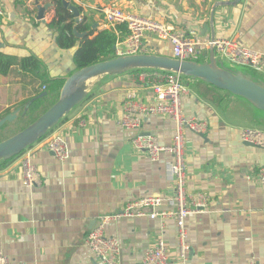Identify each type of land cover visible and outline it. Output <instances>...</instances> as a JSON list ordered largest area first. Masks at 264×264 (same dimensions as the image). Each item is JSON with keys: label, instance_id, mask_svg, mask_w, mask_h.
<instances>
[{"label": "crops", "instance_id": "obj_1", "mask_svg": "<svg viewBox=\"0 0 264 264\" xmlns=\"http://www.w3.org/2000/svg\"><path fill=\"white\" fill-rule=\"evenodd\" d=\"M235 1L68 0L80 12L78 21L89 26L93 35L111 29L105 25L104 9L112 6L187 35L234 39L263 52L264 0ZM49 2L0 0V53L16 62L7 75L0 74V119L20 110L15 121L0 129L1 136L18 128L25 109L45 89L39 75L64 80L76 71L74 52L79 44L71 49L58 47L57 32L50 26L54 8L37 20L35 3ZM143 47L146 54L171 56L169 41L157 33H147ZM209 53L200 52L203 62ZM24 58L35 59L40 71L23 73L17 64ZM162 73L133 70L89 81L85 100L25 150L40 174L39 186L23 185L19 156L0 162V252L14 264H101L84 244L99 218L145 196L164 199L161 209H172L173 182L166 167L170 155L151 162L131 145L137 132L117 126L125 101L154 103L152 85ZM254 79L264 85V72ZM182 81L187 90L182 97L184 116L207 123L203 136L183 132L186 194L206 198L204 211L185 220L186 260L178 254L177 229L171 218L162 222L122 218L109 223L105 234L119 241L121 264H142L145 252L160 238L173 264H248L252 260L264 264V185L256 178L264 165V152L240 139L241 129H264V113L200 80ZM81 119L84 127L78 126ZM175 127L167 117L147 116L138 132L169 145ZM55 136L67 145L69 155L63 163L45 145Z\"/></svg>", "mask_w": 264, "mask_h": 264}, {"label": "built area", "instance_id": "obj_2", "mask_svg": "<svg viewBox=\"0 0 264 264\" xmlns=\"http://www.w3.org/2000/svg\"><path fill=\"white\" fill-rule=\"evenodd\" d=\"M3 15L0 6V17ZM105 25L114 28L126 24L128 33L116 44L115 55L125 56L143 54V39L149 32L157 33L159 37L167 39L171 45V57L178 60L196 61L202 50H213L216 62L229 70L232 67H241L253 73L264 72V51L259 52L241 46L234 39L214 38L204 40L196 35H187L184 32L164 27L154 20L144 19L125 14L115 7L104 9ZM230 67V68H229ZM241 72V71H240ZM157 81L152 85L154 103L143 105L132 100L123 104L122 115L117 126L124 131L137 132L131 139V145L137 152H143L151 162L159 161L162 154L170 155L167 163V172L173 182L172 197L169 204L171 210H162L166 200L159 197H143L127 202L124 207L112 215L102 216L85 238V246L101 264H121L120 243L105 234L106 226L122 218L148 217L151 220L165 221L173 219L177 229L178 254L186 260L188 246L186 244L185 220L197 215L206 208V198L196 195L189 197L185 191L186 164L184 159L183 132L188 130L194 134H204L207 123L196 118H187L182 110V97L187 90L183 84V77L178 73L163 72L155 76ZM147 116H163L175 122V133L169 145H162L152 135H140L142 120ZM86 122L79 120L78 126L84 127ZM240 139L244 143L253 144L264 152V130L244 128L240 130ZM54 158L63 163L69 152L61 137H51L45 143ZM19 156L20 174L26 188H34L41 184L40 174L31 160V155L23 151ZM259 184L264 185V165L256 172ZM195 199V200H194ZM0 264H14L7 256L0 252ZM142 264H173L167 257V247L162 238L155 246L148 249L143 257ZM248 264H261L254 260Z\"/></svg>", "mask_w": 264, "mask_h": 264}, {"label": "water", "instance_id": "obj_3", "mask_svg": "<svg viewBox=\"0 0 264 264\" xmlns=\"http://www.w3.org/2000/svg\"><path fill=\"white\" fill-rule=\"evenodd\" d=\"M240 0L234 3L238 4ZM37 6V20L42 21L46 10L53 7L51 2ZM63 7L68 10L75 23L79 21L78 8L66 0H62ZM229 5V4H223ZM213 21V16H212ZM205 31V30H204ZM77 39L84 38L74 29ZM202 35L204 33L202 32ZM212 36L211 40H213ZM133 70H156L178 73L182 77L200 80L218 90L225 91L249 102L257 110L264 113V85L243 72H234L220 66L211 49L209 58L205 62L185 61L174 59L171 56L155 54H132L118 56L101 61L82 69L76 70L64 79L57 101L33 123L16 134L0 141V162L10 160L31 147L51 130H53L66 116L79 106L87 96L88 82L102 76H117ZM17 108L0 119V129L7 123L16 120ZM203 136L202 134H198ZM247 145L255 146L247 143ZM257 147V146H256Z\"/></svg>", "mask_w": 264, "mask_h": 264}, {"label": "trees", "instance_id": "obj_4", "mask_svg": "<svg viewBox=\"0 0 264 264\" xmlns=\"http://www.w3.org/2000/svg\"><path fill=\"white\" fill-rule=\"evenodd\" d=\"M50 1L53 3L55 13L50 22V26L57 32L56 43L58 47L61 49H71L77 44V42L79 44L74 52V64L76 70L116 57L114 48L121 40V37L128 33L126 24H120L112 29L102 30L96 35H93L91 28L85 25L82 20L77 24L75 23L71 13L63 7L62 0ZM74 29L78 33L85 34V37L77 40L74 36ZM196 61L203 62L201 58ZM15 65L16 62L13 58L0 53L1 75H7L11 67ZM17 65L19 66V69L27 75L40 71L39 64L33 58H24ZM38 77L41 85L45 86V89L40 96L25 109V113L21 119L22 121L14 131L16 133L33 123L40 115L47 111L59 97V92L64 80H48L44 78L43 75H39ZM8 137L0 138V141H3Z\"/></svg>", "mask_w": 264, "mask_h": 264}, {"label": "rangeland", "instance_id": "obj_5", "mask_svg": "<svg viewBox=\"0 0 264 264\" xmlns=\"http://www.w3.org/2000/svg\"><path fill=\"white\" fill-rule=\"evenodd\" d=\"M230 68V67H229ZM231 71H234V72H239V71H241V72H245L247 75H249V76H251L252 78H255V75L257 74V73H253L252 71H250V70H247V69H244V68H241V67H232V69H231ZM264 130V129H263ZM15 130H12L10 133H8L7 135H3V136H0V138H3V137H8L9 135H11V134H14V133H16V132H14Z\"/></svg>", "mask_w": 264, "mask_h": 264}]
</instances>
